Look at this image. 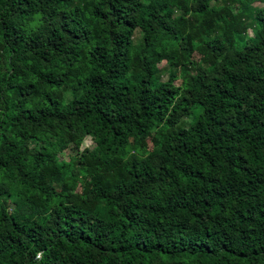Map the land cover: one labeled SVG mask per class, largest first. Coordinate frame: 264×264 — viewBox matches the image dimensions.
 I'll list each match as a JSON object with an SVG mask.
<instances>
[{
    "label": "trees",
    "instance_id": "16d2710c",
    "mask_svg": "<svg viewBox=\"0 0 264 264\" xmlns=\"http://www.w3.org/2000/svg\"><path fill=\"white\" fill-rule=\"evenodd\" d=\"M258 4L0 0V264H264Z\"/></svg>",
    "mask_w": 264,
    "mask_h": 264
},
{
    "label": "rangeland",
    "instance_id": "374dc122",
    "mask_svg": "<svg viewBox=\"0 0 264 264\" xmlns=\"http://www.w3.org/2000/svg\"><path fill=\"white\" fill-rule=\"evenodd\" d=\"M257 6H259L260 8H264V5H259L258 4ZM250 36L253 37V33H250ZM194 59H196L198 61L199 60V56L198 55H195ZM165 67H166V64L160 65V69H164ZM167 75L168 74L166 72L165 75H164V77H166ZM167 80H168V77H166V78L163 79V81H167ZM197 115H198L197 112H195L194 113V117H196ZM194 117H192L190 120H187L186 122L192 124L194 122ZM93 147H94V143H93L92 139L88 138L84 142L82 148L84 149V148H93ZM70 155H73V152L72 151H67V152L63 153L62 154V161L67 162L68 159H69V157H70Z\"/></svg>",
    "mask_w": 264,
    "mask_h": 264
}]
</instances>
